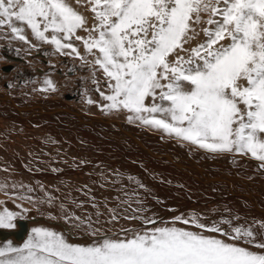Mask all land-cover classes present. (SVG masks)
<instances>
[{"label":"snow or ice","instance_id":"snow-or-ice-1","mask_svg":"<svg viewBox=\"0 0 264 264\" xmlns=\"http://www.w3.org/2000/svg\"><path fill=\"white\" fill-rule=\"evenodd\" d=\"M86 2L93 14L91 27L68 0H0V28L28 43L26 26L37 41L54 46L62 56L83 60L73 43L80 41L93 57L85 62L105 78L104 90L93 78L106 102L101 111H126L129 123L139 122L208 153L250 155L264 169V0ZM200 24L206 25L200 29L205 39L185 47L199 35L194 25ZM43 83L40 91H55L51 80ZM45 196L38 202L51 205L53 197ZM17 199L33 202L25 194ZM132 203L129 196L116 208L105 205L108 223L138 225L111 233L93 227L100 222L98 210L93 222L66 214L61 204V216L52 218L74 222L70 227L91 242H70L62 232L34 227L22 244L0 243V264H264V223L241 224L234 215L209 221L198 214L164 221L147 215L144 201L135 199L136 207ZM122 205L127 207L121 210ZM26 213L3 207L0 230L16 228Z\"/></svg>","mask_w":264,"mask_h":264},{"label":"bare ground","instance_id":"bare-ground-1","mask_svg":"<svg viewBox=\"0 0 264 264\" xmlns=\"http://www.w3.org/2000/svg\"><path fill=\"white\" fill-rule=\"evenodd\" d=\"M68 2L86 18L88 27H91L94 23L93 14L90 12L87 2L84 4V0H80L79 5L76 0H68ZM199 38L201 39V37ZM195 42L190 41L185 47H194L201 41ZM79 53L85 59L83 62L88 59L89 61L93 60V57L87 54L84 49H80ZM19 60L24 62L22 59L14 58L10 63L4 65H10L15 69ZM61 60L64 63L67 62L66 59ZM60 70L55 71L56 74L52 76L48 74L44 76L46 73L44 74L43 69L40 68L36 71L42 74L43 82L46 79L51 80L54 87L59 88V85L64 82L63 77L68 75L67 72ZM7 71L9 68L4 70L5 73H8ZM43 82L41 83L44 85ZM37 89L39 90V88ZM3 91L0 93V185L5 186L8 180L12 182L11 185L19 184L17 175L34 179V181L43 178L42 181L38 179V182H44L45 179L48 185L45 189L59 197V201L64 203L66 214H72L75 217H78L76 214L81 212L75 208L72 201L77 204L76 200L80 199L83 191L86 190L88 195H92L93 190L91 189V191L89 188L98 186L104 196L112 198V205L108 204L110 207L107 208H116L120 200L132 196V207L137 206L134 201L138 198L144 201L145 206L150 210L146 213L147 215L157 213L156 216L164 218V221H170L174 216L198 214L209 221L234 215L240 218L239 223L241 224L245 221L255 222V226L258 227L259 224L264 223V169H261L260 162L252 159L250 155L241 156L234 153L211 155L212 153L190 146L188 143L167 139L166 136L161 135L164 134L162 131H156L147 126L145 129L139 128L134 122L129 123L127 118L120 116L118 111L110 112L114 114L108 115L104 114L101 109L94 111L87 106L90 111L99 115L85 114L83 105L81 107L84 110L81 111L79 103L71 101V96H67L65 98L67 101L62 105L60 104L62 102L57 103L54 99L48 100L47 95H45L46 99L34 97L37 100H26L25 96L23 99L20 97L19 92L20 96L17 93V95L12 93L13 90ZM44 92L43 94H45ZM96 94L97 92L94 95L96 96ZM94 95L89 94L87 98L92 100ZM26 98L28 99V97ZM89 110L88 112H90ZM64 148H68L74 153L67 155L63 152ZM18 153L22 155L19 156ZM74 154L82 158L85 155L91 158L86 159L85 161L88 160L86 163L81 162L78 166L74 164L79 162V159L72 158L75 157ZM26 164L28 166L45 164L48 171H36L33 169L34 167H28ZM39 168L41 169V167ZM54 169L56 171H53ZM107 177L111 179V182ZM128 177H133V181H138L144 187L132 184ZM100 179L107 182L103 183L104 181L101 180V183ZM113 180H118L121 183L114 185L112 184ZM15 181L17 183H14ZM87 181L94 184L91 185ZM81 183L84 185L82 186ZM8 185L7 183L6 186ZM88 185L90 186L87 187ZM25 186L27 184L23 188ZM94 191L96 192V190ZM35 192L37 195L40 194L36 190ZM42 192L41 195H45ZM66 195L67 199H65ZM94 196L97 198L95 194ZM45 197L43 196V199ZM70 199L71 201H69ZM89 201L91 202V200ZM100 201L99 199V204L97 203L100 206H97L98 210L105 213V216L110 215L107 208L102 207ZM45 204L35 212L31 211L27 218H23L26 231L21 239L24 238L28 227L30 230L34 227H47L53 231L62 232L70 242L75 243L83 244L91 239L75 228H71L70 225L74 222L66 223L63 219H53L52 217L61 216V208L56 210V207L53 208L50 207L51 205L46 206ZM125 207L127 205H122L121 210ZM95 214L96 212H94ZM19 221L21 220L16 221V229L4 230V232L19 230ZM100 221L102 220L100 219ZM134 225L138 226L134 221L125 220H120L119 223H108L107 221L93 223L94 228H100L109 233L119 231L121 227ZM176 226L184 227L180 224ZM10 237L15 239L13 236H8L6 239Z\"/></svg>","mask_w":264,"mask_h":264},{"label":"rangeland","instance_id":"rangeland-1","mask_svg":"<svg viewBox=\"0 0 264 264\" xmlns=\"http://www.w3.org/2000/svg\"><path fill=\"white\" fill-rule=\"evenodd\" d=\"M84 4H86V0H84ZM205 19H206V17H205ZM206 25H204V24H200V25H195L194 27H196V29H197V31H199V34L200 35H198V38L199 37H201V39L199 38H195V39H193L191 42L192 43H194L195 41V43H198L199 41H202V38H203V40L205 39V37H204V35H202L203 34V32L201 31L200 32V30H199V28L200 29H202L203 27H205ZM199 27V28H198ZM24 28H25V31H24V35L26 36V39L28 40V43H24L23 41H20V40H18V39H16L15 37H13L12 36V34H11V32H10V30L9 29H7V28H0V93H2V92H4L3 90H7V91H9V90H13V91H15V92H13L12 91V93H15V95H17L18 94V96H20L19 95V93L21 94V98L23 99L24 98V96H25V99L26 100H37L38 99V97L39 98H41V99H44L45 98V95H47L46 96V98L48 99V100H50V99H54L57 103H60V102H62V103H60V104H65V102L67 101V99H65L67 96H71L72 97V100L71 101H77V103H79V107H81L82 105H83V107L85 108V110H84V108L82 109V107L80 108L81 109V111H83L84 110V113L86 114V113H88V114H92V115H94V111H96V110H99L100 108V104H101V106L103 105V104H105L106 102L105 101H103L102 99H101V97H100V95H99V93L97 92V91H95V89H96V87H97V85L96 84H93V78H95V80L98 82V84H99V87H100V89H104L105 88V78H104V75H103V73H101L100 72V70H96V69H93L91 66H89V64H87L85 61L83 62V60H85V59H80V58H75V56H74V54L73 55H61L60 53H58V52H56L55 51V49H54V46H52V45H50V44H45V43H43V42H41V41H37L34 37H33V35H32V33H31V30L30 29H27V27L26 26H24ZM82 31L83 30H78V33H79V35H81V34H83V35H81V36H86V32H84L83 31V33H82ZM81 33V34H80ZM86 33V34H85ZM85 34V35H84ZM45 35H47V36H49L50 37V35H51V33H46ZM203 36V37H202ZM76 42H78V41H75V40H73V43H74V45L77 47V49H79V47H80V49H84L83 48V44L82 43H80V41L78 42V43H80V44H78V43H76ZM76 43V44H75ZM79 49V50H80ZM78 50V51H79ZM66 52H68V51H70V50H65ZM81 56V55H80ZM14 58H19V59H22V60H24V62H21L20 60L18 61L19 63L16 65V67H15V69H13V67H10V65L9 66H6V65H4V64H6V63H10L11 62V59H14ZM61 59H66V63H64ZM81 60V61H80ZM86 61H89V59L88 60H86ZM4 65V66H3ZM7 68H9V71H7L8 73H5L4 72V70H6ZM38 68H40V69H43V71H44V76H46L47 74L48 75H50V76H52L53 74H56L55 73V71H58V70H60V71H62V72H67V74L68 75H65V77H63V79L62 80H64V82L63 83H61L60 85H59V88L57 87V86H55V87H57L56 89H55V91H51V90H48V92H44L45 94H43V92L42 91H40V88H43L45 85H43L41 82H43V80L41 79L42 78V74L41 73H39V72H37L36 70L38 69ZM93 72H95V76L93 77ZM43 76V77H44ZM40 79H41V81H40ZM38 81V82H37ZM6 84V85H5ZM63 84V85H62ZM25 85V86H24ZM27 85V86H26ZM40 85V87H38V86ZM42 86V87H41ZM8 87H9V89H8ZM61 87V88H60ZM20 88V89H19ZM37 88H39V90L37 89ZM15 89V90H14ZM19 89V91H17ZM23 89V90H22ZM33 89V90H32ZM22 90V91H21ZM25 90V91H24ZM27 90V91H26ZM24 91V92H23ZM52 92V94H51V92ZM19 92V93H18ZM29 94H28V93ZM95 92H97V94H96V96L94 95L95 94ZM17 93V94H16ZM24 93V94H23ZM27 93V94H26ZM38 93V94H37ZM47 93V94H46ZM27 96H26V95ZM33 94V95H32ZM89 94H91L92 96L94 95L95 97L91 100L92 101V103H88L87 101L88 100H90V98H87L88 96L87 95H89ZM29 95V96H28ZM40 95V96H39ZM33 96V97H32ZM42 96V97H41ZM100 98H99V97ZM26 97H28V99L26 98ZM34 97H36V98H34ZM30 98V99H29ZM32 98V99H31ZM45 98V99H46ZM86 98V99H85ZM24 99V100H25ZM60 100V101H59ZM85 100V101H84ZM94 100V101H93ZM64 101V102H63ZM81 101H83V102H81ZM101 101V102H100ZM98 103V104H97ZM93 104V105H92ZM87 106H89V109H91V110H93L94 109V111H90L89 109H88V107ZM92 107V108H91ZM96 109V110H95ZM88 110L90 111V112H92V113H90V112H88ZM113 112V111H112ZM105 113H107L108 115H110V114H114V113H108V112H105L104 111V114ZM120 116H124L125 118H127V116L129 115L127 112H121V111H118L117 112ZM92 115H90V116H92ZM95 115H99L98 113L96 114L95 113ZM94 115V116H95ZM110 117H112V116H110ZM122 118V117H121ZM134 124L136 125V126H138L139 128H143V129H145V127L146 126H142L139 122H134ZM157 131V130H156ZM163 133V132H162ZM162 136H166V138L167 139H170V140H175V138H172V137H169V136H167V135H165V134H161ZM175 141H177V142H179V143H186L187 144V142H182V141H179V140H175ZM188 145H189V143H188ZM190 146H193V145H191L190 144ZM195 147V146H194ZM65 150L63 151V152H65V154H67V155H71L72 153H74V151H72V150H70V149H68V148H64ZM70 150V151H69ZM204 151V150H203ZM64 154V155H65ZM18 155L19 156H21L22 154H19L18 153ZM91 155V154H90ZM211 155H213V154H211ZM66 156V155H65ZM74 156L75 157H72V158H75V159H79V162H75L74 164L75 165H78L79 166V164L82 162V163H86L87 161H85L86 159H88V158H91V157H89V156H87V155H85V157H83V158H85L83 161H82V157H79L78 155H75L74 154ZM91 156H93V155H91ZM217 156H223V155H217ZM241 156H243V155H241ZM67 157V156H66ZM223 157H229V156H223ZM250 160V159H249ZM68 163V162H67ZM27 165V164H26ZM28 166V165H27ZM34 167L33 169L34 170H38V171H42V172H44L45 170V172H47L48 171V168H47V165H45V164H40V166L39 165H34V166H32V165H29L28 167ZM43 166V167H42ZM39 167H41V169L39 168ZM17 175V174H16ZM19 177V179L17 180V181H19V184L17 183V181H15L14 183H17V184H12L11 185V181L10 180H8V182L7 181H4V182H7L9 185L8 186H6L7 185V183L5 184V188L6 189H0V210H2V208L3 207H7L9 204H10V206H8L7 208H9V210H11V211H14V212H20L21 211V208L22 209H26L27 210V213H26V215H24V219L25 218H27L28 216H30L29 214L31 213V211L32 212H35L40 206H42L43 204H45V203H43V204H40L38 201L39 200H46V197H45V199H43V196H45V195H41V192L42 191H44V192H42V194H45L46 192H47V195L48 196H51V197H53V195H54V197H53V199H54V201H53V205L51 204V206L50 207H53V208H55L56 207V210H58L60 207H58L59 206V204L61 205V204H64V203H62V202H60L59 200V197L58 196H56V194L55 193H51L50 191H47L46 189H45V187L47 188V183L45 182V179H44V182H41V183H39L38 181V179H40V181H42V179L43 178H38V179H35V181L36 182H38V183H36L35 181H34V179L32 180V179H28V178H26V177H20L19 175H17V178ZM24 178H26V179H24ZM101 178V177H100ZM108 178V177H107ZM110 178H108V180H109ZM101 180H103L104 182L103 183H105V182H107L106 180H104V179H100L99 181L102 183V181ZM32 181V182H31ZM110 182H111V179L109 180ZM116 181V182H115ZM113 180V182H112V184H119V183H121L120 181H118V180ZM20 182H22V183H20ZM24 182H26V183H24ZM91 181H87V183H90ZM136 182H138V181H133L132 182V184H137ZM43 183H45L44 184V186H43V189L44 190H41L40 189V187H39V185H43ZM92 183V182H91ZM90 183V184H91ZM100 183V184H101ZM22 184V185H21ZM27 184V186L26 187H28V186H30L31 188H34V190H33V192H31V193H28L27 192V188H23V186L24 185H26ZM39 184V185H38ZM82 184V183H81ZM85 184H86V182H85ZM94 184V183H93ZM93 184H91V185H93ZM32 185V186H31ZM50 185V184H49ZM84 184H82V186H83ZM15 186V187H14ZM90 185H88L87 187H89ZM92 192H93V194L91 195V194H87L88 192L85 190V191H83L82 192V194L79 196L80 197V199L79 200H76L77 201V204H76V202H74V201H72L73 202V204H75V208L77 209V210H79L81 213H77L76 215L78 216V217H80V218H84V217H87V215H88V217L90 216L92 219V221H96L97 220V216H96V214L94 215V212H97V210H98V207L97 208H94L92 205H93V203H95L97 206H99L98 204V201H99V199L101 200L100 201V204H102V207L103 206H105V205H112V202L113 201H111L112 200V198H108V197H111V196H104L103 194V192H101L102 190L100 189V188H98V186L96 187H93V188H89ZM10 190V191H9ZM35 190L37 191V193L39 194V195H37L36 194V192H35ZM94 190H96V192L94 191ZM35 192V193H34ZM10 193V194H9ZM50 193H51V195H50ZM89 193H91V192H89ZM98 193H100V195H97ZM103 193V194H102ZM20 194H25V195H29V196H31L32 197V201L34 202H29V201H21V200H19V199H17V197L20 195ZM94 194L96 195V197L97 198H95V196H94ZM91 195V196H90ZM85 196V197H84ZM92 196H94L93 198L95 199V201H93L92 202V200H94L93 198H92ZM67 195L65 196V199H67ZM89 197H91L92 199H90ZM106 197H107V199H106ZM56 198V199H55ZM71 198V197H70ZM35 199V200H34ZM58 199V200H57ZM72 199V198H71ZM71 199L69 200V201H71ZM87 199H88V201L89 200H91V202L89 201H87ZM11 200V201H10ZM83 200V201H82ZM103 200V201H102ZM106 200V201H105ZM108 200V201H107ZM85 201V202H84ZM85 204H84V203ZM56 203V204H55ZM98 203V204H97ZM20 205V208H17L16 207V205ZM81 204H84V205H82V206H80ZM91 204V205H90ZM46 206H48V205H50V204H45ZM56 205H58V206H56ZM77 205V206H76ZM107 206V207H110V206ZM79 206V207H78ZM33 207V208H32ZM42 207H44V206H42ZM58 207V208H57ZM65 207V206H64ZM84 207H85V210H84ZM90 207H91V209H93L94 210V212H93V210H91L90 209ZM100 207V206H99ZM80 208V209H79ZM103 209H105V208H103ZM83 212H82V211ZM68 211V210H67ZM75 211V210H74ZM78 211V212H79ZM100 213H101V215H100V217H99V221H100V219L102 220V221H100V222H104V221H108L110 218V215H108V216H105V213H103V212H101L100 211V209L98 210ZM162 212V211H161ZM160 212V213H161ZM74 213V212H73ZM163 213V212H162ZM75 214V213H74ZM157 213H155V215H156ZM159 214V213H158ZM23 215V214H22ZM94 215V216H93ZM160 217V216H159ZM23 219V220H24ZM164 219V218H163ZM22 220V219H21ZM17 228V227H16ZM16 228H14V229H16ZM54 229V228H53ZM4 230H10V229H3V231ZM12 230V229H11ZM18 230V229H17ZM30 231V228L28 227V230H27V232H26V234H25V236H24V238L23 239H21V240H16V239H13L12 237H10V238H8V239H4V241L3 240H0V243H4V242H8V241H11L12 243H13V245H19V244H22L23 243V241L25 240V239H27V237L26 236H28L27 234H28V232ZM87 242H91V239H89Z\"/></svg>","mask_w":264,"mask_h":264},{"label":"water","instance_id":"water-1","mask_svg":"<svg viewBox=\"0 0 264 264\" xmlns=\"http://www.w3.org/2000/svg\"><path fill=\"white\" fill-rule=\"evenodd\" d=\"M19 230L14 232H4L0 230V240L6 239L8 236H13L16 240H20L26 231L25 221L21 220L18 222Z\"/></svg>","mask_w":264,"mask_h":264}]
</instances>
